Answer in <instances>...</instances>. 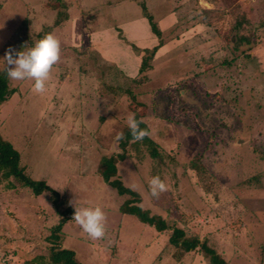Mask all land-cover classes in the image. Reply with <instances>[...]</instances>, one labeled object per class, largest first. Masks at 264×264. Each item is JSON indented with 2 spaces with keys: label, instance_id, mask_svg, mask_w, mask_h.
Instances as JSON below:
<instances>
[{
  "label": "rangeland",
  "instance_id": "obj_1",
  "mask_svg": "<svg viewBox=\"0 0 264 264\" xmlns=\"http://www.w3.org/2000/svg\"><path fill=\"white\" fill-rule=\"evenodd\" d=\"M145 11L163 43L140 72L159 38ZM38 33L61 42V59L44 93L5 75L14 91L0 102V135L64 212L49 191L1 179L0 264L46 262L61 216L59 246L80 264H209L198 246L176 258L170 229L121 212L128 195L98 174L100 157L121 151L115 137L130 114L156 143L151 154L128 142L116 162L139 204L206 240L226 264H264V0H0V58L9 47L27 51ZM153 176L168 186L159 198L148 189ZM70 200L104 210V238L72 220Z\"/></svg>",
  "mask_w": 264,
  "mask_h": 264
},
{
  "label": "trees",
  "instance_id": "obj_2",
  "mask_svg": "<svg viewBox=\"0 0 264 264\" xmlns=\"http://www.w3.org/2000/svg\"><path fill=\"white\" fill-rule=\"evenodd\" d=\"M141 7L142 10H145L144 5ZM143 15L147 18L151 31L156 37H159L160 31L156 23L152 20L151 15L146 11L145 13L143 12ZM22 22L21 26H23L22 24L25 25V21L23 20ZM58 22L59 20L56 19L53 24L55 25ZM43 37L44 36H41V33H38V41ZM244 38L245 37H238L236 42H240L241 40H244ZM162 43L163 42L159 37L157 44L145 51L146 54L142 56L139 63L140 72L148 67V60L153 56L156 48ZM5 75L6 73L0 71V102L4 101L14 91L13 88L8 87ZM135 117L137 120H140L138 116ZM140 127L148 129L144 122L140 124ZM122 132L125 134L126 138L118 142L121 151L113 155L101 156L97 164V172L100 177L114 187L119 194L128 195L119 206V210L123 213L135 216L141 222L152 226L157 232L170 229V233L166 238V243L175 248L174 256L176 258H180L184 253L192 251L198 246L209 264H226L223 257L212 246H210L206 240H200L195 234H187L181 227L169 226L161 215L151 213L147 208H143L139 204V194L135 190L123 185V183L115 177L116 162L126 156L125 146L127 143L133 142L128 127L122 130ZM142 142L146 145L149 153L152 154V152H155L156 143L150 137H145ZM192 162L193 161H191V164ZM10 176L19 181L20 184L28 186L35 195H38L45 190L49 191L52 195V202L56 212L62 215L64 211L60 210L58 207L59 196L57 191L51 188L44 180L31 178L25 172L24 167L20 164L19 152L8 140L2 138L0 135V180L6 179ZM6 186L11 187L13 184L7 183ZM67 210L73 211L71 208H68ZM66 221L67 216H61L58 222L52 226L49 235L46 236V239L51 242L48 249V260L45 262L46 264H80L77 259H75L74 251L72 249L59 246L60 227Z\"/></svg>",
  "mask_w": 264,
  "mask_h": 264
},
{
  "label": "clouds",
  "instance_id": "obj_3",
  "mask_svg": "<svg viewBox=\"0 0 264 264\" xmlns=\"http://www.w3.org/2000/svg\"><path fill=\"white\" fill-rule=\"evenodd\" d=\"M60 59L61 42L54 35L47 34L27 51H16L9 47L0 58V71L6 73L11 81H33L32 90L40 94L45 92L46 82ZM142 122L136 119L135 114L128 117L127 127L133 142L142 141L151 135L148 129L140 127ZM125 138L123 132L115 137L117 142ZM148 189L153 198H159L168 190V186L159 176H153L148 182ZM69 205L74 208L72 220L90 239L99 240L105 237L107 216L100 206H80L76 200H70Z\"/></svg>",
  "mask_w": 264,
  "mask_h": 264
},
{
  "label": "crops",
  "instance_id": "obj_4",
  "mask_svg": "<svg viewBox=\"0 0 264 264\" xmlns=\"http://www.w3.org/2000/svg\"><path fill=\"white\" fill-rule=\"evenodd\" d=\"M90 37H91V34H89V38H90ZM97 43H98V42L95 43V46L97 45L98 50L101 51V52H103V48H102V46H100V45L97 44ZM103 54H104V52H103ZM104 56H106V55H104ZM24 232L26 233V231H24ZM24 232H23V229H22V230L19 229L18 234H19V233H21V234L23 233V234H24ZM21 242H24L25 245H27V243H28V242H26V241H21ZM21 244H23V243H21ZM28 246H30V244H28ZM22 247H25V246L22 245ZM7 264H15V263H14V261H9V263H7ZM34 264H46V263H45L44 261H40V262H36V263H34Z\"/></svg>",
  "mask_w": 264,
  "mask_h": 264
}]
</instances>
